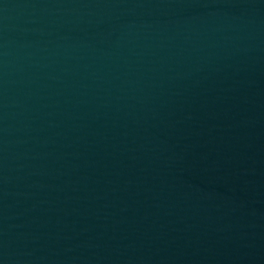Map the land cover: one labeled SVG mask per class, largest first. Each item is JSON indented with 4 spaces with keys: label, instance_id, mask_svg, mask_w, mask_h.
<instances>
[{
    "label": "water",
    "instance_id": "1",
    "mask_svg": "<svg viewBox=\"0 0 264 264\" xmlns=\"http://www.w3.org/2000/svg\"><path fill=\"white\" fill-rule=\"evenodd\" d=\"M0 264H264V0H0Z\"/></svg>",
    "mask_w": 264,
    "mask_h": 264
}]
</instances>
